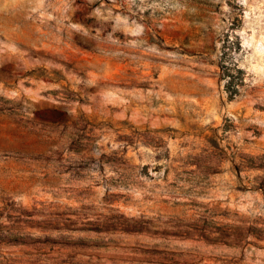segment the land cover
I'll list each match as a JSON object with an SVG mask.
<instances>
[{
  "label": "rangeland",
  "instance_id": "obj_1",
  "mask_svg": "<svg viewBox=\"0 0 264 264\" xmlns=\"http://www.w3.org/2000/svg\"><path fill=\"white\" fill-rule=\"evenodd\" d=\"M0 264H264V0H0Z\"/></svg>",
  "mask_w": 264,
  "mask_h": 264
}]
</instances>
